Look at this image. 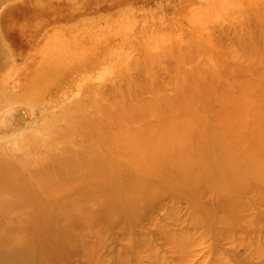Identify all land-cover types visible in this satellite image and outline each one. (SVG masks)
I'll return each mask as SVG.
<instances>
[{
    "label": "bare ground",
    "instance_id": "6f19581e",
    "mask_svg": "<svg viewBox=\"0 0 264 264\" xmlns=\"http://www.w3.org/2000/svg\"><path fill=\"white\" fill-rule=\"evenodd\" d=\"M16 110L23 126L69 123L83 136L0 160V264H37L36 244L77 253L90 202L131 192L125 171L127 206L144 209L154 186L141 182L157 181L188 203L216 191L209 222L264 221V0H0V129ZM155 217L144 220L161 228Z\"/></svg>",
    "mask_w": 264,
    "mask_h": 264
},
{
    "label": "rangeland",
    "instance_id": "374dc122",
    "mask_svg": "<svg viewBox=\"0 0 264 264\" xmlns=\"http://www.w3.org/2000/svg\"><path fill=\"white\" fill-rule=\"evenodd\" d=\"M161 9V11H165L164 6L161 7ZM153 10L155 11V9ZM137 13L140 14L139 12ZM155 16L156 14L152 13L151 18H156L157 16ZM21 113L24 114V112H18L16 110L6 116L5 121L9 122L4 123L3 127L0 129V145H2L0 160H6L8 163L17 160L9 155V153L14 150L19 153L23 151L22 154H20L25 159L28 158L29 155L30 157L40 154L45 155L50 147L56 148L58 145L66 143L67 140L73 142L74 138L83 136L81 133L74 132V130L78 128V125L70 124V126L69 123H59L57 126L56 124H46L42 126L36 125L37 123H30L27 126H23L25 120L20 117ZM210 120V117L206 118V123L209 125ZM19 125L21 127H19ZM73 125L75 127H73ZM53 128H55L54 131ZM48 131L53 132L49 135ZM53 135H55V137H53ZM202 143L204 147L210 148L211 146L209 140ZM41 149H43V151ZM6 157H10L9 160H7ZM203 158L208 162L209 157L203 156ZM110 159L114 163L115 161L118 163L124 161L126 164L125 160L115 158V156L112 155ZM100 167L103 169L107 168L104 165ZM146 167L152 169L151 167ZM3 168L4 167L0 165V171H3ZM111 170L118 173L119 167ZM130 170L133 172V169ZM131 171L129 172L132 175ZM197 171L198 173L200 172L198 169ZM206 172L209 173L210 177L212 168H208ZM94 176V178L97 179V176ZM190 176L191 175H186L182 182H193L196 180L189 178ZM131 177L132 176L125 171L124 181L127 185H131L132 190L128 194L118 192L115 195V199L119 200L97 203L100 197H95L94 199L96 202H90L89 206L92 208L91 213L94 214L91 216L88 215L84 221L76 224L77 228L85 227L83 222L86 220L88 224L86 229H88V232L85 234V237L76 233L73 234L75 238V240H73V245L79 248L77 253H75L74 248H71L69 245L66 246V248L50 249L45 245L36 244L34 251L37 264L49 263L46 254L42 257V253H47L53 261L60 260L58 262H63L66 254L71 256L69 261H64L61 264H264V221L255 220L254 223L251 222L248 224L243 220H237L231 216L230 218H233V220L229 226H224L218 222H209L206 217L212 221L219 218L217 214L218 206L213 201L215 200L216 191L213 197L210 196V192L200 191L199 195L188 203L187 201L189 198H187L185 194H179L178 192L176 194L174 189H156L155 187L162 186L157 181H153L150 184L141 182L143 185H146L145 188L149 185L154 186L150 189V202H148L149 195L146 200L147 203L143 201L144 209L140 207L137 208V205L132 207L127 206L130 199L135 196V191L133 190L135 184L131 183ZM26 178L29 180L28 176ZM98 180L101 182L103 179L101 178ZM95 185V181L89 182L91 191ZM141 188L143 187H140V189ZM175 194L177 198L174 202L171 197L175 196ZM202 198L203 204H201ZM156 199L160 202L154 201ZM120 200L122 204L119 203ZM161 202L172 203L173 207H177V211L172 212L171 209H169V215H165L163 209H157V212H155V209H152V207ZM149 206H151V208ZM150 212L156 215L155 219L157 220L155 222H157L161 228L144 220L145 215L148 218ZM174 218L182 220V223H180L182 231L180 227L172 226L171 221ZM193 222L200 223V228L198 227L192 231L190 229V224ZM229 229L233 231V233H230ZM79 230H77V232ZM176 232L181 234H177ZM186 240L190 243V246H188ZM178 243L182 245L186 243V246H180ZM173 245L180 246L178 253ZM181 247H184V251ZM182 251L183 260L179 261L177 257L178 255L181 256Z\"/></svg>",
    "mask_w": 264,
    "mask_h": 264
}]
</instances>
